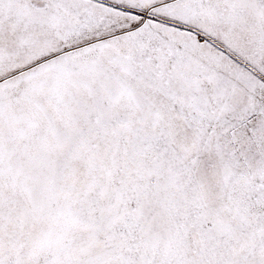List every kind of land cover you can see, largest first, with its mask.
<instances>
[{
  "label": "snow or ice",
  "instance_id": "6c2138e0",
  "mask_svg": "<svg viewBox=\"0 0 264 264\" xmlns=\"http://www.w3.org/2000/svg\"><path fill=\"white\" fill-rule=\"evenodd\" d=\"M0 264H264V0H0Z\"/></svg>",
  "mask_w": 264,
  "mask_h": 264
}]
</instances>
